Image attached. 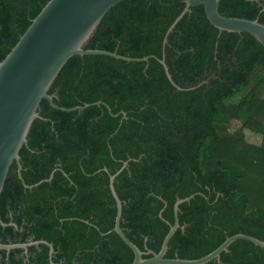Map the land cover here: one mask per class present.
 <instances>
[{
  "label": "trees",
  "instance_id": "obj_1",
  "mask_svg": "<svg viewBox=\"0 0 264 264\" xmlns=\"http://www.w3.org/2000/svg\"><path fill=\"white\" fill-rule=\"evenodd\" d=\"M48 1L0 0V61ZM184 6L122 0L83 48L148 60L76 55L62 67L48 90L55 105L101 102L111 112L39 103L19 151L21 176L27 185L53 176L24 189L11 164L0 194V243L46 241L54 252L49 258L43 244L26 254L0 250V264H130L132 251L108 233L116 215L109 175L124 162L113 182L120 228L141 251H159L175 201L192 194L178 207L166 258L199 259L238 233L264 241V76L257 73L264 47L246 33L218 35L201 5L167 33ZM218 11L264 25V0H220ZM244 130L259 134L260 144L247 142ZM206 264H264V249L237 240Z\"/></svg>",
  "mask_w": 264,
  "mask_h": 264
},
{
  "label": "water",
  "instance_id": "obj_2",
  "mask_svg": "<svg viewBox=\"0 0 264 264\" xmlns=\"http://www.w3.org/2000/svg\"><path fill=\"white\" fill-rule=\"evenodd\" d=\"M120 1L122 0H49L31 21L9 53L0 61V194L9 167L13 162L17 164V176L24 189L30 190L37 187L43 182L50 181L53 176L51 173L48 179L39 181L34 185L25 184L21 176L19 151L27 143V135L33 121L40 118L37 108L42 100H46L52 108L62 112L82 111L90 106L98 105H104L108 112H111L110 108L101 102L72 108H63L54 104L53 95L48 94V90L71 57L99 55L125 62L148 60L149 57L134 59L114 52L83 48L105 13ZM219 3L220 0H185L182 12L168 28L167 33L186 13L190 12L191 7L201 5L209 23L219 31L218 35L221 32L246 33L264 47V25L259 23L258 19L225 17L218 11ZM158 61L162 65L167 79L177 90H181L172 81L164 60ZM122 114L125 115V113ZM126 166L127 162H124L116 173L109 175V189L115 201L116 215L113 228L108 233H116L132 251L133 260L130 264H206L212 260L219 262L220 254L227 252L228 247L237 240H245L264 249V241L238 233L226 238L215 250L199 259L166 258L169 240L180 227L177 218L178 207L194 198L196 194H192L175 201L173 205L174 222L169 225L159 251L157 253L150 250L141 251L125 236L120 228L122 202L115 192L113 182ZM103 171L106 172L107 170L103 168ZM162 211L163 209L159 212L160 218ZM0 225H6L2 222L1 217ZM8 225L15 227L14 224ZM39 244L48 246L49 258H51L54 252L53 246L46 241L7 245L0 243V250L23 249L26 251L27 247Z\"/></svg>",
  "mask_w": 264,
  "mask_h": 264
},
{
  "label": "rangeland",
  "instance_id": "obj_3",
  "mask_svg": "<svg viewBox=\"0 0 264 264\" xmlns=\"http://www.w3.org/2000/svg\"><path fill=\"white\" fill-rule=\"evenodd\" d=\"M258 78L264 76V72L262 70H258ZM249 88L246 90H242L241 92H239L235 97H233L232 99L226 100V104L229 103H234L235 101H237L238 99L242 98L247 92H248ZM234 129H236L235 127L230 128V132H233ZM244 136H245V140L249 143H252L254 145H259L261 142V136L259 134H255L252 133L248 130H244Z\"/></svg>",
  "mask_w": 264,
  "mask_h": 264
},
{
  "label": "flooded vegetation",
  "instance_id": "obj_4",
  "mask_svg": "<svg viewBox=\"0 0 264 264\" xmlns=\"http://www.w3.org/2000/svg\"><path fill=\"white\" fill-rule=\"evenodd\" d=\"M23 254H26V251L23 250Z\"/></svg>",
  "mask_w": 264,
  "mask_h": 264
}]
</instances>
